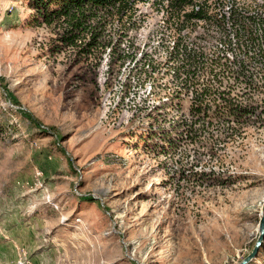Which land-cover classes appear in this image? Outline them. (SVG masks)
Wrapping results in <instances>:
<instances>
[{
    "label": "rangeland",
    "instance_id": "1",
    "mask_svg": "<svg viewBox=\"0 0 264 264\" xmlns=\"http://www.w3.org/2000/svg\"><path fill=\"white\" fill-rule=\"evenodd\" d=\"M31 4L0 0V264H237L264 208V71L250 59L246 120L190 142L166 0L101 21L90 53ZM193 27L184 42L208 48Z\"/></svg>",
    "mask_w": 264,
    "mask_h": 264
},
{
    "label": "trees",
    "instance_id": "2",
    "mask_svg": "<svg viewBox=\"0 0 264 264\" xmlns=\"http://www.w3.org/2000/svg\"><path fill=\"white\" fill-rule=\"evenodd\" d=\"M147 1L31 0V5L41 13L44 22L54 17L65 21L69 34L63 36L64 41L72 42L87 32L81 50L90 53L97 52L106 43L100 39L101 21L116 16L124 28L123 16L129 12L130 17L137 3ZM165 8L173 23L170 33L173 41L169 46L170 59L177 62L173 75L174 79H181L182 86L177 88L174 97H178L177 107L184 99H189L187 111L192 119L188 121L185 117L182 124L178 122L184 136L194 142L199 133L215 129L219 123L232 130V123H242L253 112L250 92L260 87L249 65L253 59L264 71V3L251 6L245 1L219 0L212 7L207 2L166 0ZM93 20L95 23L91 25ZM197 21L204 24V38H214L208 48L186 44L184 35L180 34L184 28L194 30ZM241 97H245L244 104L239 102ZM196 123L199 126H195ZM168 142L174 143L172 139Z\"/></svg>",
    "mask_w": 264,
    "mask_h": 264
},
{
    "label": "water",
    "instance_id": "3",
    "mask_svg": "<svg viewBox=\"0 0 264 264\" xmlns=\"http://www.w3.org/2000/svg\"><path fill=\"white\" fill-rule=\"evenodd\" d=\"M257 231H258V235L253 244L251 251L246 256H244L237 264H248L250 261H252L256 257L259 251V248L261 244L263 243V240H264V208L260 212Z\"/></svg>",
    "mask_w": 264,
    "mask_h": 264
}]
</instances>
